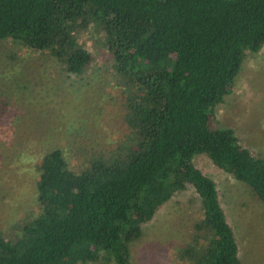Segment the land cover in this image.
Masks as SVG:
<instances>
[{
  "label": "trees",
  "instance_id": "16d2710c",
  "mask_svg": "<svg viewBox=\"0 0 264 264\" xmlns=\"http://www.w3.org/2000/svg\"><path fill=\"white\" fill-rule=\"evenodd\" d=\"M4 41L77 76L92 43L106 51L125 130L75 167L57 146L38 156L35 206L0 229V264H130L141 226L190 188L201 216L176 260L241 264L216 184L192 159L206 154L264 205V158L216 114L264 47V0H0Z\"/></svg>",
  "mask_w": 264,
  "mask_h": 264
},
{
  "label": "rangeland",
  "instance_id": "374dc122",
  "mask_svg": "<svg viewBox=\"0 0 264 264\" xmlns=\"http://www.w3.org/2000/svg\"><path fill=\"white\" fill-rule=\"evenodd\" d=\"M89 48L95 61L77 76L63 72L42 52L0 43V229L35 206L34 162L43 151L60 147L75 167L96 149L115 146L124 133L110 56L94 43ZM216 114L242 146L264 158V47L244 57L233 92ZM192 161L216 184L241 264H264V205L206 154ZM192 191L175 194L141 226L142 236L129 244L130 264H181L175 255L191 245V226L201 216Z\"/></svg>",
  "mask_w": 264,
  "mask_h": 264
}]
</instances>
